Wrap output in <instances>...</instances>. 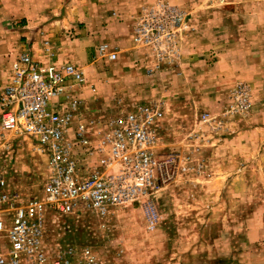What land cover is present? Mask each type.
Wrapping results in <instances>:
<instances>
[{
	"label": "rangeland",
	"instance_id": "374dc122",
	"mask_svg": "<svg viewBox=\"0 0 264 264\" xmlns=\"http://www.w3.org/2000/svg\"><path fill=\"white\" fill-rule=\"evenodd\" d=\"M158 1L183 9L189 25L179 56L159 66L132 39L142 9ZM17 15L36 26L22 50L36 58L55 52L60 62L73 42L89 50L87 70L72 63L85 72L75 86L78 121L93 144L116 114L160 102L157 151L177 153L188 166L158 194L155 228L133 204L106 219H68L65 237L118 264H264V0H0V20ZM102 45L115 61L99 53ZM12 59L0 61V86ZM239 86L249 92L246 108ZM7 145L0 142L1 164L12 187L24 199L40 195L46 156L25 137L12 135Z\"/></svg>",
	"mask_w": 264,
	"mask_h": 264
},
{
	"label": "built area",
	"instance_id": "2783aa9c",
	"mask_svg": "<svg viewBox=\"0 0 264 264\" xmlns=\"http://www.w3.org/2000/svg\"><path fill=\"white\" fill-rule=\"evenodd\" d=\"M188 26L183 9L158 1L142 9L132 39L155 53L159 66L179 56ZM99 53L106 55L107 45ZM85 80L76 64L40 60L28 50L10 61L0 86V142L9 148L12 135L31 140L46 156L48 175L41 194L24 199L12 187L0 154V264H118L91 245L66 238L68 219L89 214L106 219L116 208L136 204L155 228L158 194L188 170L177 153L157 151L165 117L160 102L116 114L93 144L78 121L82 100L75 86ZM237 97L241 108L249 106L246 87L239 86ZM94 154L103 159L91 162Z\"/></svg>",
	"mask_w": 264,
	"mask_h": 264
},
{
	"label": "crops",
	"instance_id": "0c3cea01",
	"mask_svg": "<svg viewBox=\"0 0 264 264\" xmlns=\"http://www.w3.org/2000/svg\"><path fill=\"white\" fill-rule=\"evenodd\" d=\"M2 19L4 20V18H1L0 20V61L9 65V60L14 58L15 55L24 49L23 47L25 46V42L29 41L30 43V41L33 40L32 38H34L36 26L31 25V23L27 24L26 21L29 20L25 15H17L9 18L12 20V22L6 17V21H2ZM73 27L76 30L79 28L75 25H73ZM25 37H27L26 41ZM33 55L35 56L34 53ZM55 56L56 53L52 52V54H44V57L47 60H45L43 56L38 57L40 60L53 62ZM59 59L60 62L57 63L73 61L83 67L85 70L91 66V62H89V50H87L84 45L80 46V44L76 47L74 42L66 48L64 54L61 53L59 55Z\"/></svg>",
	"mask_w": 264,
	"mask_h": 264
}]
</instances>
